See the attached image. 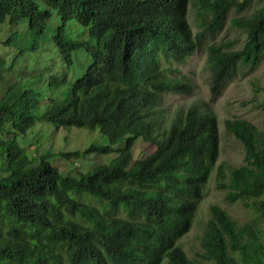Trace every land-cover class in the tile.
<instances>
[{
	"label": "trees",
	"instance_id": "obj_1",
	"mask_svg": "<svg viewBox=\"0 0 264 264\" xmlns=\"http://www.w3.org/2000/svg\"><path fill=\"white\" fill-rule=\"evenodd\" d=\"M25 20L29 47L53 28L68 66L74 53L91 63L64 98L44 99L19 82L2 91L0 264H264V130L244 118L224 120L244 147V163L227 175L217 168L221 132L212 108L229 83L264 61V0H0V24ZM73 20L93 39L83 54L68 28ZM229 27L245 35L238 47L218 39ZM209 37L210 102L158 117L162 93L188 86L171 76V64ZM14 66L0 55V84ZM53 80L59 88L65 82ZM39 121L98 128L108 137L110 144L91 143L84 154L122 147L108 164L63 174L48 161L53 154L31 158L18 141ZM138 139L155 150L134 159ZM215 170L218 186L231 189L228 200L239 199L254 215L240 223L211 204L201 250L190 258L178 241L192 229Z\"/></svg>",
	"mask_w": 264,
	"mask_h": 264
},
{
	"label": "rangeland",
	"instance_id": "obj_2",
	"mask_svg": "<svg viewBox=\"0 0 264 264\" xmlns=\"http://www.w3.org/2000/svg\"><path fill=\"white\" fill-rule=\"evenodd\" d=\"M194 12L195 6L192 4L190 20L194 19ZM69 23L68 28H71L74 39H76L74 45L78 48V53L83 54L80 50L90 51L93 39L90 37L88 29L82 27L76 20ZM14 33L17 38L11 42L8 41ZM29 37L27 20L18 24H9L8 22L0 24V55L6 58L9 63L15 61L14 69L4 76L5 81L0 84V97L4 88L9 84L19 82L27 89L32 86L37 93L43 91L44 99H48L51 95L58 99L59 93L64 98L68 84L84 75L85 67L91 63V59L79 61L74 53L73 63L68 66L63 55L57 49L53 28H47L44 34L37 37V46L35 47H29ZM218 39L236 42L235 47H238L245 40V35L240 30L229 27L220 33ZM211 40L212 38L209 37L202 42L200 48L185 61L171 64L173 68L171 76L180 78L188 86L184 91L162 93V99L156 107L158 117L162 116L165 120L174 117L178 112L187 111L192 104L203 105L210 102L207 45ZM1 66L4 68V65ZM51 77L65 78V82L61 88L58 87L56 80H53L50 85ZM42 108L45 109L44 106ZM212 108L218 115L221 132L220 158L217 168L223 166L224 172L230 175L234 167L244 163V147L235 136L226 132L224 120L226 118H244L264 130V61L255 71L241 73L229 83L224 92L212 104ZM40 111L38 110V113ZM18 141L31 158L32 156L38 158L46 152L53 154L48 158V161L57 166L63 174L71 175L77 174L79 171L86 172L96 164H108L112 158L118 156L119 149L122 147V144L114 146L116 150L110 153L90 152L84 154V150L91 143L110 144L108 137L102 134L98 128L91 130L71 126L56 129L55 126L45 121L37 122L27 135H19ZM154 150L153 144L138 139L133 148L134 159L145 157ZM60 152H71L72 155L68 158L65 155H60ZM1 162L0 150V165ZM217 173L218 171L215 170L210 178L192 229L178 241L190 258L197 257L196 253L201 250L200 236L209 218L211 204H219L240 223L251 221L254 215L252 209L244 207L239 199L228 200L227 197L230 195L231 189H222L218 186ZM230 177H227V180ZM260 225L264 227V220H261Z\"/></svg>",
	"mask_w": 264,
	"mask_h": 264
}]
</instances>
